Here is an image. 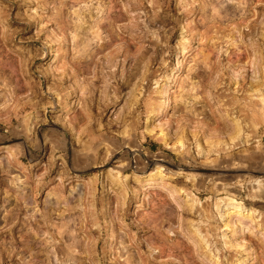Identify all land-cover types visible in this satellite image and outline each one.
I'll return each mask as SVG.
<instances>
[{
  "label": "rangeland",
  "instance_id": "374dc122",
  "mask_svg": "<svg viewBox=\"0 0 264 264\" xmlns=\"http://www.w3.org/2000/svg\"><path fill=\"white\" fill-rule=\"evenodd\" d=\"M0 264H264V0H0Z\"/></svg>",
  "mask_w": 264,
  "mask_h": 264
},
{
  "label": "bare ground",
  "instance_id": "6f19581e",
  "mask_svg": "<svg viewBox=\"0 0 264 264\" xmlns=\"http://www.w3.org/2000/svg\"><path fill=\"white\" fill-rule=\"evenodd\" d=\"M8 121H10V120H8ZM8 121H7V122H8ZM228 165H229V164H228ZM229 166H230V165H229ZM155 172H156V171H155ZM155 172H153V171H152V172H149V174H147V176H152V175H154Z\"/></svg>",
  "mask_w": 264,
  "mask_h": 264
}]
</instances>
